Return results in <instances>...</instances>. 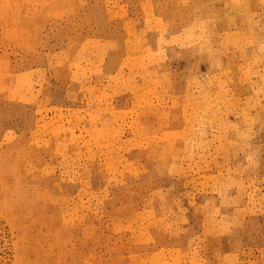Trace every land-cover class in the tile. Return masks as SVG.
Instances as JSON below:
<instances>
[{"label":"rangeland","instance_id":"obj_1","mask_svg":"<svg viewBox=\"0 0 264 264\" xmlns=\"http://www.w3.org/2000/svg\"><path fill=\"white\" fill-rule=\"evenodd\" d=\"M0 264H264V0H0Z\"/></svg>","mask_w":264,"mask_h":264},{"label":"bare ground","instance_id":"obj_2","mask_svg":"<svg viewBox=\"0 0 264 264\" xmlns=\"http://www.w3.org/2000/svg\"><path fill=\"white\" fill-rule=\"evenodd\" d=\"M152 5H153V4H152ZM232 5H233V4H232ZM145 6H146V5H145ZM142 7H143V6H142ZM234 7H235V6H234ZM234 7H233V8H234ZM150 8H151V7H150ZM150 8H149V9H150ZM230 8H232V7H230ZM151 9H152V8H151ZM151 11H152V10H151ZM200 11H201V10H200ZM202 11H203V10H202ZM202 11H201V12H202ZM146 12H148V11H146ZM149 12H150V10H149ZM150 14H151V13H150ZM200 15H201V14H200ZM202 15H203V14H202ZM200 21H201V20H200ZM200 23H201V22H200ZM202 23H203V22H202ZM203 26H204V25H203ZM197 29H198V28H197ZM199 29H200V28H199ZM202 29H203V27H202ZM201 32H203V31H201ZM201 34H203V33H201ZM193 36H194V35H193ZM200 36H201V35H200ZM200 36H199V37H200ZM201 37H203V35H202ZM202 39H203V38H202ZM200 42H201V41H200ZM198 43H199V40H198ZM201 45H202V44H201ZM201 91H202V90H201ZM202 92H203V91H202ZM200 123H202V122H200ZM200 123H199V124H200ZM202 125H203V124H202ZM198 126H199V125H198ZM199 127H200V126H199ZM199 127H198V128H199ZM200 128H202V127H200ZM200 128H199V129H200Z\"/></svg>","mask_w":264,"mask_h":264}]
</instances>
